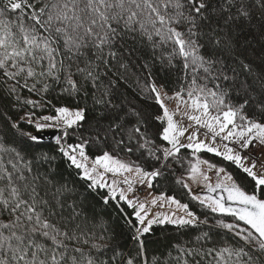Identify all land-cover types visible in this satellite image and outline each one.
I'll return each instance as SVG.
<instances>
[{
	"label": "snow or ice",
	"instance_id": "1",
	"mask_svg": "<svg viewBox=\"0 0 264 264\" xmlns=\"http://www.w3.org/2000/svg\"><path fill=\"white\" fill-rule=\"evenodd\" d=\"M255 19L264 0H0V99L17 113L0 111L14 133L0 131V264H264V72L237 36ZM138 100L158 106L151 120ZM89 114L96 130L67 143ZM48 129L132 246L55 156L28 150ZM162 180L190 201L153 195ZM157 224L177 238L149 251Z\"/></svg>",
	"mask_w": 264,
	"mask_h": 264
},
{
	"label": "trees",
	"instance_id": "2",
	"mask_svg": "<svg viewBox=\"0 0 264 264\" xmlns=\"http://www.w3.org/2000/svg\"><path fill=\"white\" fill-rule=\"evenodd\" d=\"M237 36L240 44V51L244 58L250 62L254 69V74L258 75L261 72H264V21L259 19H255L248 23H242L240 29L237 32ZM162 80H168L166 74L161 73ZM254 79L253 77H245L241 75L240 79ZM159 83V81H158ZM258 87V85H257ZM129 98H131V93H128ZM259 98V97H257ZM239 100L240 98L237 97ZM144 110L149 114V120H151V114L158 112V106L154 103L148 102L145 103L143 100L137 101ZM74 102H70L67 100H53V104L60 105H68ZM7 110L8 115L12 116L13 119H16L17 113L11 109V104L7 100L0 99V111ZM54 114V113H53ZM251 114V112H250ZM24 131H32V129L27 126H21ZM95 128V119L92 114L88 115L87 121L84 123L83 128H78L75 133L69 138L67 143H77L81 137V135L87 136L90 132H94ZM0 131L7 132L9 137H13L14 133L8 129L6 121L0 118ZM60 135L61 131L59 130ZM29 151H45L52 156H55V165L57 170L62 173V175L68 180L72 181L77 185V187L82 191L87 198V201L93 205L98 211H102L106 217H111L112 228L115 233V240L117 243L123 245L124 247H129L133 245V240L129 233V230L124 224L123 218L116 211V206L112 205L111 207H106L102 204L100 200V196H102L105 192L104 189H99L98 192L89 191L85 187L84 181L80 180L77 176V170L74 169L66 160L63 158L58 150L55 141H43L42 144L33 146L28 149ZM88 155L90 157H95L99 153L98 149L90 148L87 150ZM203 158L218 160L219 158L213 157L211 154H202ZM229 171H232L233 174L237 177L238 180L243 181L245 186L250 190L251 182L250 180H246L244 174L236 169L234 166H229ZM154 191L156 193L166 192L169 195H174L183 203H188L190 201V197L184 194V190L179 186H175L172 184L171 180L168 181H160L156 183L154 186ZM190 207L197 211H203L199 209L195 202L190 203ZM127 212H131V209H125ZM177 238V231L174 226L171 224L164 225H154L151 233L146 236L147 247L149 251H162L165 247H167L173 240Z\"/></svg>",
	"mask_w": 264,
	"mask_h": 264
},
{
	"label": "rangeland",
	"instance_id": "3",
	"mask_svg": "<svg viewBox=\"0 0 264 264\" xmlns=\"http://www.w3.org/2000/svg\"><path fill=\"white\" fill-rule=\"evenodd\" d=\"M170 107H174V105H170ZM48 130H50V129H48ZM45 131H46V130H45ZM151 191H152V194H153V195H159V193H156V192L154 191V188H153ZM138 195L141 197V199H144V197L147 195V192H146L145 190H143L142 193L139 191V192H138ZM174 209H175V206H174V205L171 206V207H165V208H163V209H160L159 206H157V207H154V208L152 209V211H153V212H155V211L170 212V211H172V210H174Z\"/></svg>",
	"mask_w": 264,
	"mask_h": 264
},
{
	"label": "water",
	"instance_id": "4",
	"mask_svg": "<svg viewBox=\"0 0 264 264\" xmlns=\"http://www.w3.org/2000/svg\"><path fill=\"white\" fill-rule=\"evenodd\" d=\"M43 136V141H55V137L60 135L58 129L46 130L41 134Z\"/></svg>",
	"mask_w": 264,
	"mask_h": 264
},
{
	"label": "built area",
	"instance_id": "5",
	"mask_svg": "<svg viewBox=\"0 0 264 264\" xmlns=\"http://www.w3.org/2000/svg\"><path fill=\"white\" fill-rule=\"evenodd\" d=\"M139 192V191H138ZM140 192L142 193L143 192V190H140ZM138 194V193H137Z\"/></svg>",
	"mask_w": 264,
	"mask_h": 264
}]
</instances>
